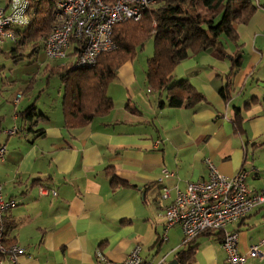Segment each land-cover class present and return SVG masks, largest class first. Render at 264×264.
<instances>
[{"label":"crops","instance_id":"1","mask_svg":"<svg viewBox=\"0 0 264 264\" xmlns=\"http://www.w3.org/2000/svg\"><path fill=\"white\" fill-rule=\"evenodd\" d=\"M252 1L257 9L247 22L235 23L236 39L221 34V45L176 65L171 84L187 80L205 97L193 106H170L166 91L148 84L146 64L140 75L134 58L118 68L117 89L108 85L113 108L81 127L64 125L62 104L40 112L37 100L22 105L35 77L14 98L0 94V144L6 146L0 184L18 202L5 218L15 225L9 237L25 248L1 264H101L99 253L122 261L137 245L145 260L161 264H182L178 253L194 245L188 264H227L221 231L185 242L180 225L166 228L164 213L178 190L207 178L206 158L228 176L256 167L246 183L264 188V0ZM32 105V115L23 114ZM14 126L17 132L9 133ZM165 170L173 176L159 180ZM112 173L120 182H112ZM227 230L239 233L246 253L264 238V205ZM247 264L264 260L250 257Z\"/></svg>","mask_w":264,"mask_h":264},{"label":"trees","instance_id":"2","mask_svg":"<svg viewBox=\"0 0 264 264\" xmlns=\"http://www.w3.org/2000/svg\"><path fill=\"white\" fill-rule=\"evenodd\" d=\"M111 1V0H105ZM152 8L144 9L139 20L117 23L113 36L116 48L102 53L94 67L73 69L71 64L58 63L45 70L58 74L64 83L62 112L64 125L68 128L81 127L93 119L107 114L113 108V99L107 88L118 68L136 56L139 48L152 37L154 55L148 59L146 78L148 84L157 91H166L172 107L193 106L205 100L204 95L195 91L187 80L171 84L176 65L191 54L209 46L221 45L219 37L225 34L237 38L235 23L247 22L257 9L252 0H155ZM54 0H31L29 23L14 28V46L2 52L14 60L38 54L52 31L55 18ZM225 57V54H222ZM240 53L233 59V66L240 64ZM224 93V89L221 90ZM225 96V95H224ZM256 101V100H255ZM264 102V100H263ZM254 103V102H253ZM253 103H249L251 105ZM34 105L23 114L31 116ZM241 114L237 112L234 123L241 127ZM112 182H120L112 173ZM125 184V182H123ZM6 244L15 242L9 237L15 225L4 216ZM210 230L204 231L206 233ZM196 246L178 253L182 264L192 260ZM1 257V255H0Z\"/></svg>","mask_w":264,"mask_h":264},{"label":"built area","instance_id":"3","mask_svg":"<svg viewBox=\"0 0 264 264\" xmlns=\"http://www.w3.org/2000/svg\"><path fill=\"white\" fill-rule=\"evenodd\" d=\"M55 18L52 31L45 40L44 52L48 59L70 63L73 69L94 67L102 53L110 52L117 44L113 36L117 23L134 20L142 16L144 9L152 8L155 0H54ZM31 0H8L0 4V41L16 40L14 28L29 23ZM23 92L17 94L18 101ZM17 126L9 129L16 133ZM5 144H0V159H4ZM208 176L206 179L190 182L184 190H178L173 202L165 208V226L180 225L184 241H190L204 231L217 230L223 233L222 245L226 252L227 264H247L250 257L264 260V238L250 246L246 253L239 247V233L227 230V225L246 216L253 209L264 205V188H252L246 178L256 167H243L228 176L219 171L214 162L206 158ZM173 176L166 171L163 180ZM41 193L48 189L40 186ZM54 195L56 191L52 189ZM163 197L169 195L163 188ZM17 200L7 196L0 184V264L3 259H16L25 248L4 241L5 212L17 204ZM140 245L135 246L122 261H111L101 253V264H161L145 260L140 254Z\"/></svg>","mask_w":264,"mask_h":264},{"label":"rangeland","instance_id":"4","mask_svg":"<svg viewBox=\"0 0 264 264\" xmlns=\"http://www.w3.org/2000/svg\"><path fill=\"white\" fill-rule=\"evenodd\" d=\"M13 46V41H0V94L9 99L14 98L18 89L26 87L32 77H35L33 87L21 101L22 105L37 100L39 112L45 108L54 111L55 106L61 109L64 83L58 74L51 75L49 70H45L48 64L52 67L56 65L55 63H61V61L48 59L43 49L33 56L27 55L23 59L14 60L13 57L6 56L2 52V50H9ZM154 50V39L152 37L145 42L143 48H139L134 57V63L140 75L142 74L141 63L146 64L147 69L148 59L154 55ZM12 80L16 81L12 82ZM121 81L115 75L111 81L110 89L112 91L116 90L118 83Z\"/></svg>","mask_w":264,"mask_h":264},{"label":"water","instance_id":"5","mask_svg":"<svg viewBox=\"0 0 264 264\" xmlns=\"http://www.w3.org/2000/svg\"><path fill=\"white\" fill-rule=\"evenodd\" d=\"M169 264H178V261L176 259H174Z\"/></svg>","mask_w":264,"mask_h":264}]
</instances>
